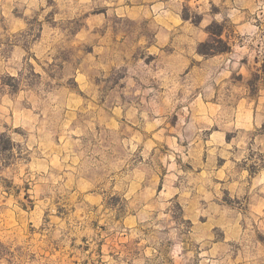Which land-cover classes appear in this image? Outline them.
Segmentation results:
<instances>
[{"label": "rangeland", "instance_id": "374dc122", "mask_svg": "<svg viewBox=\"0 0 264 264\" xmlns=\"http://www.w3.org/2000/svg\"><path fill=\"white\" fill-rule=\"evenodd\" d=\"M0 264H264V0H0Z\"/></svg>", "mask_w": 264, "mask_h": 264}, {"label": "trees", "instance_id": "16d2710c", "mask_svg": "<svg viewBox=\"0 0 264 264\" xmlns=\"http://www.w3.org/2000/svg\"><path fill=\"white\" fill-rule=\"evenodd\" d=\"M214 24H210L207 27L209 32V37L207 40L201 42L198 47V51L200 54L203 55H214L225 51V48H219L217 44L224 43L223 38L221 37L222 31L221 30H213Z\"/></svg>", "mask_w": 264, "mask_h": 264}]
</instances>
